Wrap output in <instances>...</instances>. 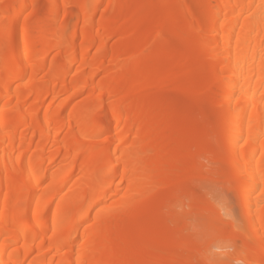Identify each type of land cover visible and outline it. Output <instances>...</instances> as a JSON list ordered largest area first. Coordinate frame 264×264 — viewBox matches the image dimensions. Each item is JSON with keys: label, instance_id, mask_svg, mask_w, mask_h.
<instances>
[{"label": "bare ground", "instance_id": "1", "mask_svg": "<svg viewBox=\"0 0 264 264\" xmlns=\"http://www.w3.org/2000/svg\"><path fill=\"white\" fill-rule=\"evenodd\" d=\"M15 1L0 0V264H162L132 262L131 228L115 220L160 196L149 156L162 130L145 121L147 111L140 106L151 104L150 97L134 102L128 90L104 115L107 100L127 81L122 74L73 110L74 98L90 85L80 78L67 81L74 66H88L91 49L95 66L108 52L125 55L134 42L107 48V39L124 29L115 27L117 21L96 24L93 14L66 11L70 0H58L53 14L60 16L63 8L61 20L71 16L83 28L70 35L61 27L52 40V32L30 18L34 1ZM102 1L116 2L93 0L92 9ZM203 6V12L195 9L205 23L199 29L201 51L211 57L220 88L216 104L231 156L227 164L245 206V229L235 240L264 260V0H208ZM139 64L126 60L121 69L135 72ZM46 69L47 82L37 86ZM64 92L68 98L59 104ZM212 137L217 142L218 134ZM61 160L68 162L60 165ZM154 243L147 238L137 250Z\"/></svg>", "mask_w": 264, "mask_h": 264}, {"label": "rangeland", "instance_id": "2", "mask_svg": "<svg viewBox=\"0 0 264 264\" xmlns=\"http://www.w3.org/2000/svg\"><path fill=\"white\" fill-rule=\"evenodd\" d=\"M32 1L35 3L32 22L52 32V40L61 27H66L70 35L74 29L78 33L82 30L83 25L80 22L76 25L71 16L61 20L63 8L60 16L53 14L58 0ZM207 1L116 0L111 5L102 1L97 2L94 11L93 0H70L65 8L93 14L96 24L117 21L114 26L124 30L118 29L107 39L109 49L114 50L126 39L134 42L127 54L118 57L108 52L95 66L92 62L97 60L96 49H91L88 66L83 69L78 64L72 68L67 81L80 78L77 81L87 82L90 88L74 98L71 108L83 105L98 94V87L123 74L127 81H121L122 91L107 100L104 115L129 90L134 102L150 97L151 104H140L147 111L145 121L156 122L162 130L161 136L155 134L151 145L157 150L149 156L152 162L164 160L157 165L153 162L150 167L156 178L153 189L160 194L159 198L150 200L137 212L115 219L131 228L132 246L128 256L132 262L140 259L162 264H264L263 259L255 258L254 251H244L242 243L235 240L245 229V206L239 184L233 178L234 171L227 164L231 156L216 104L220 88L213 78L211 57L203 52L201 44L199 29L205 23L200 12L205 10L203 5ZM121 6L126 7L125 11L120 10ZM188 9L194 11L189 16ZM195 9L201 10L199 14ZM3 21L0 16V23ZM7 37L4 36V41ZM74 42L79 49L82 40L77 36ZM56 52L52 55L56 53V56L59 53ZM135 59L140 60L137 71L121 69L124 61ZM48 75V69L40 73L36 85L47 82ZM67 95L62 93L57 102L60 104ZM215 134L219 137L217 142L212 137ZM51 151L54 150H49L50 155ZM67 162L61 160L60 165ZM57 168L59 165L54 167ZM147 238L155 243L140 252L137 247Z\"/></svg>", "mask_w": 264, "mask_h": 264}]
</instances>
